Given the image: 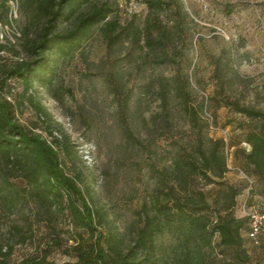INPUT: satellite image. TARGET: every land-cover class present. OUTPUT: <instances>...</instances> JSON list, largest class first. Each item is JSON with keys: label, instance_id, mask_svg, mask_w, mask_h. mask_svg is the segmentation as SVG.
I'll use <instances>...</instances> for the list:
<instances>
[{"label": "rangeland", "instance_id": "374dc122", "mask_svg": "<svg viewBox=\"0 0 264 264\" xmlns=\"http://www.w3.org/2000/svg\"><path fill=\"white\" fill-rule=\"evenodd\" d=\"M160 0H91L77 7L75 15L60 23L66 31L75 18L93 5L113 9L108 20L126 25L135 17L143 26L155 14ZM161 19L170 32L167 63L147 57L146 50L134 46L123 33L109 45L102 25L92 30L79 48L66 54L53 49L48 54L53 68L54 85L35 82L26 91L20 77L6 78L4 93L15 105L18 121L26 129L52 141L62 130L72 143L64 165L69 173L81 169L94 200L104 207L121 232L131 237L143 203L155 192L156 177L150 163L167 164L170 153L188 143L192 128L178 101L171 104L172 119L165 128L155 126L149 117L162 111L157 88L143 94L145 86L162 75L188 76L189 102L195 105L207 125L209 137H223L227 142L229 184L241 186L235 214L244 217V206L264 197V186L252 174L254 189L245 175L244 129H264V0H164ZM7 11L0 21V79L5 70L20 60L30 59L28 47L39 37L44 18L28 0H0V11ZM40 102L49 112L44 115L31 102ZM263 111L250 118L229 108L223 98ZM129 98V110L122 116V99ZM138 111V113L136 112ZM148 124L145 127L144 124ZM161 122V121H159ZM131 126L135 137L147 145L136 152L139 141H128L125 129ZM163 133V134H162ZM0 160V181L9 174ZM248 175V176H249ZM250 177V176H249ZM11 181L18 182L16 175ZM0 186L1 183H0ZM210 203L217 188L203 186ZM14 202L6 201L0 188V264H21L27 258L46 257L62 262L71 259L69 226L55 208L35 203L26 192ZM212 216L217 213L212 211ZM59 236H57V234ZM59 237V238H58ZM59 240L60 244L53 241ZM164 241H170L165 237ZM252 264H264L262 246L247 241ZM215 264H224L226 256H217Z\"/></svg>", "mask_w": 264, "mask_h": 264}, {"label": "trees", "instance_id": "16d2710c", "mask_svg": "<svg viewBox=\"0 0 264 264\" xmlns=\"http://www.w3.org/2000/svg\"><path fill=\"white\" fill-rule=\"evenodd\" d=\"M28 2L44 18V24L38 39L28 47L31 58L11 65L0 79V160L9 168V174L16 175L19 180L11 181L7 173L2 176L0 188L9 203L19 199L20 192L24 191L35 203L55 208L54 214H60L69 226L67 239L75 243L67 251H73L69 260L27 258L21 264H215L216 255L226 256L224 264H252L247 247V241L251 242L249 218L238 217L234 211L243 188L225 179L227 142L223 137L212 138L206 134L207 125L201 120L198 108L189 102L188 76L182 80L179 75H162L145 86L144 95L157 88L162 107V111L153 113L148 120L165 128L172 119L170 106L178 101L187 115L192 136L188 143L170 153L167 164L159 167L157 163H150L156 177L155 192L140 208L139 219L129 239L128 233L119 230L111 213L94 200L81 169H76V173L66 170L64 158L69 157L73 149L70 137L61 130L60 137L54 136L48 141L26 129L16 117L15 105L3 91L5 79L11 77H20L26 91L35 88L36 81L53 86L48 53L56 49L64 55L79 48L100 24H103L109 45L127 33L134 46L146 50L148 58L167 63L170 32L160 15L166 2L154 3L155 14L148 16L143 26L135 17L126 25L108 20L113 9L105 4L93 5L79 14L66 31L59 29L60 23L72 18L77 7L91 0ZM7 11H0V21L5 17L8 22ZM30 96L37 111L48 116L47 109ZM223 100L229 108L250 118L263 114L261 109L242 105L229 97ZM129 104V98L122 99V116L129 110ZM144 125L147 127V122ZM241 128L244 142L250 145V149L244 151L247 175L252 174L264 186V129H244L242 125ZM124 132L129 142L139 141L131 126ZM138 145L134 150L139 154L140 146L147 145L142 140ZM208 185L217 188L213 199L216 208L203 188ZM212 211L217 213L216 217L212 216ZM167 236L170 241L163 240ZM262 236L259 246L253 244L256 248L262 246ZM53 242L61 243L59 240Z\"/></svg>", "mask_w": 264, "mask_h": 264}, {"label": "built area", "instance_id": "2783aa9c", "mask_svg": "<svg viewBox=\"0 0 264 264\" xmlns=\"http://www.w3.org/2000/svg\"><path fill=\"white\" fill-rule=\"evenodd\" d=\"M245 177L249 181L251 190L254 181L248 175H245ZM244 213L250 222L248 236L255 246H259L261 244V236L264 233V197L259 198L252 204H245Z\"/></svg>", "mask_w": 264, "mask_h": 264}]
</instances>
